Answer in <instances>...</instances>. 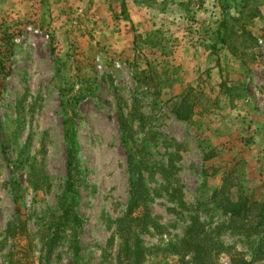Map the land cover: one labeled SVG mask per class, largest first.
<instances>
[{
	"label": "rangeland",
	"instance_id": "374dc122",
	"mask_svg": "<svg viewBox=\"0 0 264 264\" xmlns=\"http://www.w3.org/2000/svg\"><path fill=\"white\" fill-rule=\"evenodd\" d=\"M245 1L134 0L151 9L136 28L120 0H102L101 11L91 0H0V264H8L11 251L21 264H44L41 232L58 210L66 177L64 116L77 140L81 264H117L128 151L144 147L136 158L146 191L138 213L144 209L157 225L139 234L143 264H187L171 248L193 218L212 227L225 220L210 200L225 176L251 200L264 199V0H249L244 9V16L260 13L247 26L252 41L236 43V56L214 47L221 4ZM187 88L198 104L181 122L169 102ZM119 119L135 132L126 147ZM29 171L45 177L42 190L28 186ZM17 221L26 234L18 229L7 239ZM218 238L233 248V259L264 264V235L222 231ZM72 241L62 238L48 264H69ZM218 264H231L229 256Z\"/></svg>",
	"mask_w": 264,
	"mask_h": 264
},
{
	"label": "trees",
	"instance_id": "16d2710c",
	"mask_svg": "<svg viewBox=\"0 0 264 264\" xmlns=\"http://www.w3.org/2000/svg\"><path fill=\"white\" fill-rule=\"evenodd\" d=\"M248 3L249 0H246L240 7L239 5L221 4L222 20L215 32L217 43L214 47L221 45L228 49L233 56H236L240 50L238 47H235L236 43L244 42L246 38L252 41L253 37H251V34L247 30V26H249L254 19H257L260 13L255 9L253 13L249 11V13L244 16V9L249 5ZM121 9L123 16H126L127 8L124 1L121 3ZM230 9H234L236 14H229L231 11ZM125 18H127V16ZM253 41L254 44L257 45V41L255 39H253ZM237 56L239 57V55ZM152 71L153 68L150 63H148L147 73ZM145 80L147 79H137V82L142 84V81ZM146 86L151 90L149 79ZM220 88L223 89L225 93L231 94V87H228L227 84H221ZM150 94L158 98L161 92L159 90L157 92L151 90ZM197 104L195 97H193L192 89L187 88L181 95L169 102V112L178 121L187 122L193 116ZM134 114L135 113H131L132 118H134ZM132 118L131 120H133ZM131 123L132 122L128 120L119 119L121 141L124 147L134 138L135 132ZM71 124L72 122L64 116L63 129L65 132L67 155L65 166L66 177L64 189L59 199L58 210L50 216L48 225L41 232V250L43 256H45L44 264H48L49 255H51L64 237H69L73 240V260L69 264H81L77 258V252L79 250L77 236L81 218L77 216L75 212L77 193L73 184V172L77 166L76 155L78 149L77 140L75 139V129ZM143 148L144 147L137 153L128 151L127 155L130 177L129 201L125 215L117 220L116 223L117 238L119 240V248L116 254L117 264H143L144 252L140 244L139 234L146 233L150 226H153L155 229L157 228V225L151 221L144 209L142 212L140 210V214L138 213L146 196L145 188L142 185L143 182L139 167L140 163L136 161L137 156L140 155ZM27 176L31 177L28 179L27 184L29 186L30 183L33 191H40L43 189L45 177H40V180H37L36 175L30 171ZM233 188H239L236 198L232 197ZM210 200L216 209L225 217V220L212 227L203 225L198 219L193 218L185 235L179 243L173 245L171 252L181 260L187 259V264H218V261L224 255L229 256L231 264H254L253 260L247 261L244 258L233 259L229 254L233 248L225 247L219 241L218 236L222 231H229L232 235L245 238L263 236L264 199L251 200L243 190L240 189L239 184L233 183L231 175H227L223 178L220 187L213 192ZM18 229L26 234L25 222L17 221L16 224L9 225L6 238H15V231ZM111 242L112 240L109 241V244ZM11 252L7 255L6 262H8V264H21L19 259L16 261L13 260L14 256ZM27 264L34 263L30 261Z\"/></svg>",
	"mask_w": 264,
	"mask_h": 264
},
{
	"label": "crops",
	"instance_id": "0c3cea01",
	"mask_svg": "<svg viewBox=\"0 0 264 264\" xmlns=\"http://www.w3.org/2000/svg\"><path fill=\"white\" fill-rule=\"evenodd\" d=\"M91 1H95L96 3H98V6L100 8H95V11L99 10L101 11L102 10V4H100V2L102 0H91ZM115 1H118V0H109V3H112V2H115ZM122 1L125 2L126 4V15L129 19L130 22H132L133 24H136V28H137V25L139 24H142L144 22V20L146 19V15H150L151 13V9H149L147 6H144L143 4H139L137 6H134L132 3L134 2V0H120V3H122ZM140 3H143L142 1ZM108 11V9H107ZM110 12V11H109ZM109 14L108 13H105L103 14V16L105 17V19L107 18ZM112 16V15H111ZM100 17V16H99ZM103 18V17H102ZM139 27V26H138Z\"/></svg>",
	"mask_w": 264,
	"mask_h": 264
}]
</instances>
